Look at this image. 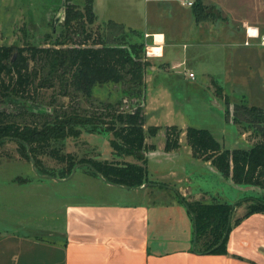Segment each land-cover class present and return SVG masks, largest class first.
<instances>
[{"label": "rangeland", "instance_id": "rangeland-1", "mask_svg": "<svg viewBox=\"0 0 264 264\" xmlns=\"http://www.w3.org/2000/svg\"><path fill=\"white\" fill-rule=\"evenodd\" d=\"M79 1L82 0H71L80 5L82 2ZM186 1L193 2L194 7L183 6L182 3ZM137 2L142 4L143 0H108L103 7L94 3V11L100 18L106 11L116 19H130L133 27L143 29L148 18L142 11L136 14L134 7ZM61 4L62 0H10L0 5V45L53 47L62 52L57 56H62L65 50L76 47L82 36L94 38L95 34L99 35L102 20H99L100 28L96 22L89 21L83 8L82 12L78 11L81 18H71L69 21L65 14L62 19V16H58ZM155 7L152 13L157 12L153 14L157 15V29L170 27L169 30H180L182 26L193 25L192 32L184 30L176 34L167 48L161 51V57L168 58L184 83L164 78L159 84L161 89L155 92L160 99L155 98L154 101L153 95H145L144 79L150 77L152 86L155 84L153 57L146 59L149 57L147 47L150 43L143 34H126L121 44L125 49H129V45H141L135 49L137 53L133 59L134 69L139 70L141 75L140 82L129 81V76L118 83L82 78L73 69L65 68L58 57H54L44 64L42 74L35 82L33 100L7 98L0 109L11 116L13 128L22 131L46 129L53 135L69 132L68 136L50 141V147L58 149L60 153H69L75 159L86 157L129 162L135 161L132 157L115 153L111 147L112 119L118 113H132L138 109L144 116V129L150 124L160 127L155 137L147 138V142L154 145V150L145 153L146 188L151 189L154 203L164 204L169 201L171 193L157 191L153 184L165 187L172 180L168 173L171 160L168 155L172 154L163 150L165 126L176 125L182 129L179 158L186 157L185 150L188 149L183 136L186 127L208 130L227 149H246L264 134V0H157ZM19 8H24L27 19L23 18L24 23L18 31H12L16 28L14 23ZM72 12V15L78 13L74 9ZM56 18L58 21L55 24ZM248 26L258 29L257 37L247 36ZM117 35L110 30L104 32L105 38L110 41ZM161 37L163 40V36L157 34V39ZM67 41L70 43L66 44ZM218 46L219 52H210V47ZM157 67L164 69L159 59ZM203 69L212 71L211 76H220L222 80L203 74ZM189 73L195 74L194 81L187 79ZM145 96L147 101L150 100L147 106ZM249 109H257L260 113H251ZM0 143V177L7 176L4 178L7 180L8 177L17 176L13 178L16 182L0 185V202L18 206V217L30 218L34 225L58 227L60 219L42 220V203L49 202L52 207L63 200V192L67 202L80 200L82 196L94 201H137L128 189L109 186L96 175L87 174L85 166H78L68 181L44 180L31 170V155L27 153V148V158L23 159L19 153L21 148L14 138H0ZM5 155L10 158L2 157ZM38 162L40 170L54 178H59L63 171V165L46 156L39 157ZM33 164L36 168L34 160ZM22 178L28 183L45 181L43 184H49L50 188L34 189V195L20 194ZM256 194V197L264 198V190ZM157 196L160 198L157 199ZM251 198L244 199L246 203L242 200L238 206H245L246 212V206L250 204L247 201ZM25 203L34 204V209L26 208ZM232 216L233 212L230 223Z\"/></svg>", "mask_w": 264, "mask_h": 264}, {"label": "crops", "instance_id": "crops-1", "mask_svg": "<svg viewBox=\"0 0 264 264\" xmlns=\"http://www.w3.org/2000/svg\"><path fill=\"white\" fill-rule=\"evenodd\" d=\"M6 1L10 0H0V5ZM87 1H79L82 2L80 5L71 3L81 10ZM105 1L108 0H91L94 22L100 28L99 20H102L101 32H107V24L113 22L118 26L121 25L124 32L133 31L145 35V39L150 43L147 49L159 46L163 50L176 34L184 30L187 32L193 30L192 24L182 26L180 30H169L170 27L157 29V15H153L157 12L152 13V9L157 8L155 7L157 0H143L142 4L135 3L136 14L142 11L148 18L143 29L133 27L130 19H116L106 11L100 18L94 11L96 9L94 3L103 7ZM18 10L14 23L16 28L12 31H18L20 25L24 23L23 18L27 19L24 8ZM121 32L117 37L122 35ZM115 33L117 32L113 34ZM157 34L162 35L163 40L162 37L157 39ZM220 46L210 47V52L214 54L219 52ZM161 55L149 54L146 58L149 60L153 57L155 84L152 86L150 77L144 79L147 92L145 95H153L154 101L155 98L160 99V96H155V92L161 89L159 84L164 78H172L179 84L184 83L179 74H176L175 66L168 62V58H163ZM158 59L163 63L164 69L157 67ZM211 72L205 69L203 74L211 76ZM211 77L222 80L220 76ZM203 78L201 79L204 80ZM187 79L194 81L195 74L193 79ZM146 96L145 106L150 103ZM151 125L153 124L148 126ZM146 143L150 144L147 139ZM185 152L184 158H179V151L168 152L172 154L168 155L171 156L168 173L171 174L172 180L163 188L158 187L157 183V191L171 193L169 201L164 204L154 203L153 198L151 199V189L146 187L128 189L132 197L137 198L133 203L87 200L86 196L79 197L80 200L67 202L63 192V197L58 196L63 200L53 204L52 207L49 202L42 203L44 206L42 220L60 219L58 227H41L38 223L34 225L30 218L18 217V206L0 202V264H264V214L255 213L242 218L245 214V206L234 207L224 254H200L194 251V224L185 202L208 203L215 199L236 205L251 195L256 197V192L261 189L237 186L230 178H224L213 169L209 162L194 159L189 147ZM5 177L7 176L0 177L1 186H4L5 182L9 184L16 182L13 178L17 176L8 177L7 180L4 179ZM43 183L45 181L35 183L23 181L20 183L22 189H19V193L34 195V189L50 188L49 184L46 186ZM55 194L58 195V192ZM159 198L160 196H157V199ZM33 205L25 203L26 208L29 209H34ZM240 218L241 221L236 224L235 220Z\"/></svg>", "mask_w": 264, "mask_h": 264}, {"label": "trees", "instance_id": "trees-1", "mask_svg": "<svg viewBox=\"0 0 264 264\" xmlns=\"http://www.w3.org/2000/svg\"><path fill=\"white\" fill-rule=\"evenodd\" d=\"M63 7L69 21L71 18H81L78 11L82 12V10H79L69 0H64ZM191 7H194V3ZM73 9L78 13L72 15ZM83 9L86 10L89 21L94 22L91 0L85 3ZM107 29L112 33L122 31V35L120 38H116L117 36L112 38L111 41L105 38L103 32H99V35L95 34L94 38L87 35L82 36L78 45L65 50L62 56H57L62 52L53 47L44 48L34 44L16 47L0 45V105L7 98L33 100L36 91L35 82L38 76H41L44 64L54 57H58L65 68L73 69L75 74L77 73L82 78L97 82L118 83L123 77L129 76V81L140 82L141 75L139 70L134 69L133 59L137 53L135 49L141 45H129V49H125L124 45L121 46L126 34L134 36L138 33L124 32L122 26L113 22L107 24ZM67 43L70 42L67 41ZM249 110L251 113H260L257 109ZM10 117L4 109H0V138L6 136L14 138L21 148L19 153L23 159L27 158V148L39 175H48L46 171L40 170L38 165L39 157L46 156L63 165V171L58 175L59 178L66 177L73 165L84 164L94 168L98 174L112 184L136 188L147 182L145 153L153 151L154 145L147 144L146 139L155 137L160 127L151 125L144 129V116L138 109L132 113H118L112 119L111 128L113 151L132 157L135 162L114 159L97 160L86 157L75 159L69 153H60L58 149L50 147L51 140L56 141L68 136L69 132L53 135L50 130L46 129L22 131L12 127ZM181 133L182 130L176 126L164 127V152L178 151ZM259 137L246 149H226L206 129L195 127L184 129L185 143L194 159L209 162L213 169L224 178H230L237 186H252L264 190V134ZM2 157L10 158L8 155ZM85 167L87 168L86 173L94 177L95 174L91 169ZM153 186L157 187V184ZM158 187L163 188L164 186L158 184ZM251 197L247 201L250 204L246 206V212L242 218L255 213L264 214V198ZM245 200H243L244 203H246ZM184 201L183 199L182 202ZM240 203L242 201L232 205L215 199L208 203L185 202L196 231L193 244L196 253L224 254L226 252V243L231 230L229 219H231L233 208ZM242 218L235 220V223L238 224Z\"/></svg>", "mask_w": 264, "mask_h": 264}, {"label": "water", "instance_id": "water-1", "mask_svg": "<svg viewBox=\"0 0 264 264\" xmlns=\"http://www.w3.org/2000/svg\"><path fill=\"white\" fill-rule=\"evenodd\" d=\"M63 6H64V1H62L61 10H60L59 15H58L59 17L62 16V19H63L64 15H65V10H64V7H63ZM59 17H58V18H59ZM58 18H56V19L54 20V23H55V24L57 23ZM27 153L29 154V151H27ZM29 161H30V163H31V170L34 172V174H35L36 176H38V177H40V178H45V179L54 180V181H56V182H64V181H68V180H70V179L74 176V174H75V170H76V168H77L78 166H87V167H89L88 165L77 164L76 166H74V168L72 169V171H71V173H70V175H69L68 177L63 178V179H60V178H54V177H51V176H49V175H39V174L37 173L36 168L34 167L33 160H32L31 157H29ZM89 168H90L91 171L97 176V178H98L100 181L104 182L105 184H107V185H109V186H113V187H117V188H123V189H143V188H145L146 185H147V184L145 183V184L142 185L141 187L128 188V187H125V186H120V185H117V184H112V183L106 181V180H105L100 174H98L94 168H91V167H89ZM240 187H244V186H240ZM195 235H196V231L194 230L193 244L195 243Z\"/></svg>", "mask_w": 264, "mask_h": 264}, {"label": "bare ground", "instance_id": "bare-ground-1", "mask_svg": "<svg viewBox=\"0 0 264 264\" xmlns=\"http://www.w3.org/2000/svg\"><path fill=\"white\" fill-rule=\"evenodd\" d=\"M247 34L249 37H257L258 36V31L256 28L254 27H247ZM161 47H149L148 48V52L151 56H158V55H161Z\"/></svg>", "mask_w": 264, "mask_h": 264}, {"label": "built area", "instance_id": "built-area-1", "mask_svg": "<svg viewBox=\"0 0 264 264\" xmlns=\"http://www.w3.org/2000/svg\"><path fill=\"white\" fill-rule=\"evenodd\" d=\"M192 3L193 2H191V1H186V2H183L182 4H183V6H189V7H191L192 6ZM262 39L264 40V36L262 37ZM188 78H191V79H193L194 78V74L193 73H189L188 74Z\"/></svg>", "mask_w": 264, "mask_h": 264}, {"label": "flooded vegetation", "instance_id": "flooded-vegetation-1", "mask_svg": "<svg viewBox=\"0 0 264 264\" xmlns=\"http://www.w3.org/2000/svg\"><path fill=\"white\" fill-rule=\"evenodd\" d=\"M71 3V2H70ZM62 5V4H61ZM60 8H61V6H60Z\"/></svg>", "mask_w": 264, "mask_h": 264}, {"label": "clouds", "instance_id": "clouds-1", "mask_svg": "<svg viewBox=\"0 0 264 264\" xmlns=\"http://www.w3.org/2000/svg\"><path fill=\"white\" fill-rule=\"evenodd\" d=\"M258 31V30H257Z\"/></svg>", "mask_w": 264, "mask_h": 264}]
</instances>
